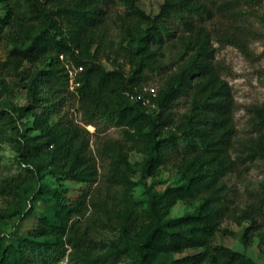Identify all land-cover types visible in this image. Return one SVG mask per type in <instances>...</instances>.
Listing matches in <instances>:
<instances>
[{
  "label": "trees",
  "instance_id": "obj_1",
  "mask_svg": "<svg viewBox=\"0 0 264 264\" xmlns=\"http://www.w3.org/2000/svg\"><path fill=\"white\" fill-rule=\"evenodd\" d=\"M26 2L35 15L34 22L24 24L13 12L17 0H0V26L14 27L12 47L0 66L17 72L23 62L43 61L47 67L28 75L26 103L0 108V137L8 138L10 131L18 162L27 171L0 178V196L12 203V212H0V218H27L38 202L45 210L31 233L0 236V264H62L59 257L67 247V264H116L125 255L132 264H252L212 243L232 214L223 179L241 158L231 153L233 96L215 62L212 40L246 48L259 35L250 19L259 23L264 37V0H164L156 15L135 0ZM115 4L124 7L122 13L114 11ZM115 28L119 34L113 38ZM150 73L162 76L155 96L143 92ZM69 95L78 101L82 123L103 122L123 133V143L114 140L103 149L112 155L105 180L121 188L119 196L102 195L99 188L71 196L42 182L46 173L84 182L98 177L85 127L67 115L49 124ZM142 96L154 105H143ZM180 104L186 110L176 113ZM258 117L264 126V115ZM32 129L39 134L31 136ZM125 147L145 155L139 164L143 176L172 162L180 183L162 191L149 188L146 200L134 199L137 170ZM246 147L250 159L264 162V134ZM191 200L200 201L193 213L165 219L177 201ZM259 203L232 218L253 219L256 228L264 199ZM104 228H118L119 240H97L95 233Z\"/></svg>",
  "mask_w": 264,
  "mask_h": 264
},
{
  "label": "rangeland",
  "instance_id": "obj_2",
  "mask_svg": "<svg viewBox=\"0 0 264 264\" xmlns=\"http://www.w3.org/2000/svg\"><path fill=\"white\" fill-rule=\"evenodd\" d=\"M137 5L147 14L156 15L160 11V6L164 0H135ZM18 5L13 8L17 22L32 23L34 22V9L26 0H17ZM114 11L122 13L124 7L115 4ZM263 10V7L260 9ZM14 17V16H13ZM115 18V15H113ZM251 26L259 35L262 28L255 19H250ZM218 22V21H217ZM216 22V23H217ZM214 23V27L218 25ZM14 27L10 25L0 26V63L8 58L9 50L12 47V36ZM119 31L115 28L112 30V37L115 38ZM257 34V35H258ZM255 36L249 40L246 48H239L235 45L226 44L225 41H218L216 38L212 40L215 62L218 65L224 79L228 81L233 96V120L236 127V135L233 139L232 156L239 155L241 158L237 161L236 167L229 172L223 179L228 198L229 211L232 213L230 217L225 218L219 226L213 238V245H224L233 252L239 253L252 264H264V215L255 217L256 228L253 219L236 220L233 215H240L242 210L247 209L250 205H260L259 200L264 199V162L256 158L254 160L248 157L247 145H250L255 138L264 134V126L259 125V114L264 115V37ZM104 65L108 69L113 68L110 61L103 60ZM43 61L35 63L23 62L17 72H9L6 68L0 66V108L4 105L16 107L23 105L30 94V80L28 75L35 73L38 69L46 68ZM127 69V67H125ZM162 84V76L157 73H150L145 81L147 88L159 89ZM47 95L46 91L40 93ZM60 107V106H59ZM176 113H183L186 110L185 104L175 107ZM62 115H67L76 123L90 133L89 148L92 150L98 171L97 180L94 182L75 181L64 179L62 176H54L46 173L42 182L50 187H55L60 191H65L67 195L74 196L79 192L96 191L105 195L107 192L120 195L122 190L120 187H113L105 180L107 167L112 160L111 152H103L107 143L116 140L120 143L124 142V136L120 129L108 127L103 122L85 125L81 120V112L79 104L75 96H66L65 101L61 105V109L53 112V117L49 119V124L56 122ZM33 121V118H30ZM90 125L93 129H90ZM39 134V130H31L30 135ZM8 138L0 137V178L11 177L18 174H26V165L18 162L19 151L16 143L11 136L10 131L6 132ZM11 138V137H10ZM124 153L128 156L129 161L135 167L137 172L133 175L132 180L137 183L130 193L134 199L146 200L148 197V189L154 191H162L168 185H176L180 183L179 174L172 162L161 166L156 174L143 176L139 171V164L144 160L145 155L136 150L127 147ZM107 190V191H106ZM200 201H177L173 206L169 207L165 219H173L193 213L198 207ZM12 203L6 198L0 196V212L10 214ZM146 206V205H144ZM45 210V205L38 202L30 216L20 219V215L0 218V236L8 238L9 236L18 234H28L34 231L38 224L41 214ZM89 212L86 213L87 216ZM97 240L106 242L118 241L120 231L118 228L99 229L95 233ZM14 236V235H13ZM67 247V246H66ZM70 249L67 247L65 255H60L59 260L62 264H67V254ZM106 250H103L104 252ZM201 251L188 250L174 257L178 258L186 254H193ZM101 251L98 253H102ZM131 256H123L116 264H132ZM203 264H211L205 262Z\"/></svg>",
  "mask_w": 264,
  "mask_h": 264
},
{
  "label": "built area",
  "instance_id": "obj_3",
  "mask_svg": "<svg viewBox=\"0 0 264 264\" xmlns=\"http://www.w3.org/2000/svg\"><path fill=\"white\" fill-rule=\"evenodd\" d=\"M73 75H74V73L73 72H70V76H71V79H70L71 89L74 88V78H73ZM143 92L146 93V94H152L153 96H155V94H156V90L154 88H147L146 86L143 88ZM132 98L135 99L134 96H132ZM141 100H142V104L145 105V106H153L154 105L151 102L150 97L142 96L141 97Z\"/></svg>",
  "mask_w": 264,
  "mask_h": 264
},
{
  "label": "bare ground",
  "instance_id": "obj_4",
  "mask_svg": "<svg viewBox=\"0 0 264 264\" xmlns=\"http://www.w3.org/2000/svg\"><path fill=\"white\" fill-rule=\"evenodd\" d=\"M90 129H93V126L92 125H90V127H89Z\"/></svg>",
  "mask_w": 264,
  "mask_h": 264
}]
</instances>
